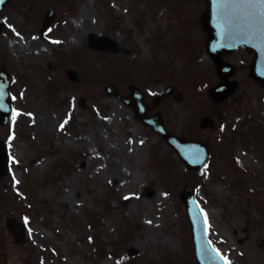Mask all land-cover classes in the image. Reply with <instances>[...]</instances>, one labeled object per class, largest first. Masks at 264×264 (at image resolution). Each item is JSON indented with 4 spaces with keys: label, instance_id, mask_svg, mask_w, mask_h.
<instances>
[{
    "label": "rangeland",
    "instance_id": "374dc122",
    "mask_svg": "<svg viewBox=\"0 0 264 264\" xmlns=\"http://www.w3.org/2000/svg\"><path fill=\"white\" fill-rule=\"evenodd\" d=\"M49 7L55 20L40 35ZM205 9V0H12L3 8L0 64L15 77L17 98L9 124L0 125L10 157L0 180L2 258L196 264L179 198L187 187L221 256L229 264H264V88L238 69L234 94L210 101L217 76L200 34ZM108 84L123 94L130 84L149 95L172 87L179 101L165 99L150 113L179 137L206 145L202 170L181 164L106 94ZM203 116L215 128L199 129ZM16 223L26 232L21 247L9 232Z\"/></svg>",
    "mask_w": 264,
    "mask_h": 264
},
{
    "label": "water",
    "instance_id": "95a60500",
    "mask_svg": "<svg viewBox=\"0 0 264 264\" xmlns=\"http://www.w3.org/2000/svg\"><path fill=\"white\" fill-rule=\"evenodd\" d=\"M208 1V9L206 14L203 16L204 28L207 31L209 38L207 42V49L211 43H223L224 49L228 51H232L236 48H239L243 45V38L241 35V27H234L231 22L235 21L239 23L242 20L243 16V3L240 0H207ZM51 23L50 14H47V18L44 21V25H49ZM213 58L214 54H212ZM217 62V61H216ZM218 73L221 75V82L218 86L212 88L210 93L216 101H221L226 98L231 92H233L234 84H227L225 76L222 74L221 64L218 63ZM68 75L71 79H75L76 75L74 72L69 71ZM252 76L258 82H264V76L261 73L254 70L252 72ZM222 88V89H221ZM110 95L115 96L120 99L122 102L131 105L132 98H124L120 96L115 88L109 86L106 88ZM132 97L141 95L133 88ZM10 99V98H9ZM4 112H0V122L4 123L10 114L11 108L9 100H6L4 103ZM141 121L145 124H148L152 130L161 136H163L165 142L169 144L177 153H179L180 157L184 159V161L191 166V157L189 153L184 152L183 142L173 134L167 132L163 124L161 123L159 116H155L152 119L145 120L144 118L138 116ZM207 125L212 126L211 120L202 119L201 127H205ZM187 144H193V142H187ZM206 154V153H205ZM201 158V152L198 153L195 162L192 165H196ZM6 165V156L4 154V150L0 144V175L5 172ZM181 200L185 203L189 221L194 226H192V235H193V243L195 247L196 260L198 264H209V258L207 252L212 254L214 257H218L215 251L211 249L209 246L206 233L204 231L202 218L200 217L199 211L196 209L197 205L194 201L192 192L185 189L180 194Z\"/></svg>",
    "mask_w": 264,
    "mask_h": 264
},
{
    "label": "flooded vegetation",
    "instance_id": "af4514ba",
    "mask_svg": "<svg viewBox=\"0 0 264 264\" xmlns=\"http://www.w3.org/2000/svg\"><path fill=\"white\" fill-rule=\"evenodd\" d=\"M246 13L244 14L243 26L244 36L245 40H247V44L240 50H237L233 53H222L221 58L225 61H227L228 58H231L232 60V58L235 57L236 54H240L243 58L242 67L247 71H250L252 69L255 54H258L260 56L261 65L264 66V23H261L259 20L253 23L246 15ZM253 33H255V35H253ZM3 253L4 252H2V254ZM5 261V257L2 258V256H0V264H3Z\"/></svg>",
    "mask_w": 264,
    "mask_h": 264
},
{
    "label": "snow or ice",
    "instance_id": "6c2138e0",
    "mask_svg": "<svg viewBox=\"0 0 264 264\" xmlns=\"http://www.w3.org/2000/svg\"><path fill=\"white\" fill-rule=\"evenodd\" d=\"M4 0H0V3H3ZM247 8L246 15L249 19L255 23L259 20L261 23H264V0H240ZM255 35V33H253ZM63 127V125H61ZM225 264H229V261L224 258Z\"/></svg>",
    "mask_w": 264,
    "mask_h": 264
},
{
    "label": "bare ground",
    "instance_id": "6f19581e",
    "mask_svg": "<svg viewBox=\"0 0 264 264\" xmlns=\"http://www.w3.org/2000/svg\"><path fill=\"white\" fill-rule=\"evenodd\" d=\"M207 213L209 214V213H210V211H209V210H207Z\"/></svg>",
    "mask_w": 264,
    "mask_h": 264
}]
</instances>
